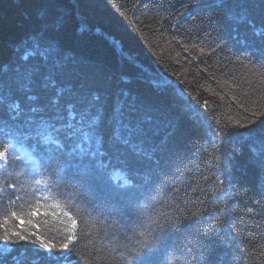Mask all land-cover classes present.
<instances>
[{
	"label": "trees",
	"instance_id": "obj_1",
	"mask_svg": "<svg viewBox=\"0 0 264 264\" xmlns=\"http://www.w3.org/2000/svg\"><path fill=\"white\" fill-rule=\"evenodd\" d=\"M0 96V236L35 234L3 264H130L169 220L156 264H264V0H0Z\"/></svg>",
	"mask_w": 264,
	"mask_h": 264
},
{
	"label": "snow or ice",
	"instance_id": "obj_2",
	"mask_svg": "<svg viewBox=\"0 0 264 264\" xmlns=\"http://www.w3.org/2000/svg\"><path fill=\"white\" fill-rule=\"evenodd\" d=\"M223 3V0H221V4ZM4 103V98L0 96V106H2ZM58 103V101H57ZM13 107H18V105H13ZM74 109V106H73ZM44 110L43 106H38L35 108H31L30 111L33 113H39ZM67 111V106L65 108ZM253 117H257L260 115H264V113L261 112H253ZM60 117L57 115L56 120H59ZM83 120V117H82ZM82 122V121H81ZM252 121H249L251 123ZM229 123L232 126V128H242L245 127L244 124H242L239 120H232L229 119ZM227 127H225V135L230 134L227 131ZM63 131V126L58 128L55 126L54 122H48L47 127L42 131L38 133V136H40L42 139L56 144L57 148L63 150L66 145L64 144L63 140L60 139L61 133ZM64 138L73 140L75 138V132H73L71 125H67V132L64 133ZM83 138L85 140H88L90 142V133L85 132L83 133ZM127 144L131 145L130 140L124 141ZM260 143L264 145V140H261ZM133 147V150L136 151L135 145H131ZM79 148V145H74L70 151V156H77L81 162L85 161L86 159H89V157H94L97 153H92L90 151H86L81 149L79 152H77V149ZM9 151L8 147H5L3 150H0V161H3L0 163V168L5 167L7 162V153ZM264 162V161H262ZM99 168L104 167L102 164L96 165ZM92 167L91 162L84 165V168L87 171H90ZM37 183H40V181H37ZM53 207L59 208V204L53 205ZM40 208V204L37 201V205L34 209H32L28 215L32 216L35 215ZM49 214V213H45ZM63 216L67 217V220L70 221L71 226L66 228L65 231L68 233L66 237V241L62 243L61 245L57 246L55 244H49L47 241L41 240L40 237H36V239L31 240V243L35 244L37 242L40 243L41 247L46 249V255H48L50 258L55 259L58 256L71 252V248L69 245L73 242V240L76 239L75 235V229H76V220L70 215L69 212L63 211ZM198 213H193V215H197ZM11 218L20 220V216L17 215L16 212H12ZM51 215L55 216L56 213H51ZM8 217L0 218V224H7L8 223ZM23 222V221H21ZM28 223L31 224V219L28 220ZM179 221H176L175 223L173 221H166L165 223H156L155 228H153L151 231L147 232H140L138 235L141 237L140 239H137L134 243V246L128 249V252L126 255L121 254L120 259L123 261L130 262V264H156V261L154 257L158 254L160 251L161 246L164 243L165 238V228L167 226H176ZM35 235L34 233H30L29 236ZM29 236L21 235L18 231H13L11 235L7 234V229H5V234L0 236V240L4 242L5 245L8 244H19L20 241H26L29 240ZM12 237H16V239H12ZM0 264H3L2 261H0Z\"/></svg>",
	"mask_w": 264,
	"mask_h": 264
},
{
	"label": "rangeland",
	"instance_id": "obj_3",
	"mask_svg": "<svg viewBox=\"0 0 264 264\" xmlns=\"http://www.w3.org/2000/svg\"><path fill=\"white\" fill-rule=\"evenodd\" d=\"M26 160L30 168V174L36 172V166H35V162L33 161V159L30 156H26Z\"/></svg>",
	"mask_w": 264,
	"mask_h": 264
}]
</instances>
